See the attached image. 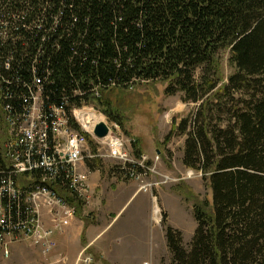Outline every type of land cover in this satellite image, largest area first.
Instances as JSON below:
<instances>
[{"label":"trees","instance_id":"16d2710c","mask_svg":"<svg viewBox=\"0 0 264 264\" xmlns=\"http://www.w3.org/2000/svg\"><path fill=\"white\" fill-rule=\"evenodd\" d=\"M0 31L8 37L0 35V86L14 110L37 79L48 102L94 106L117 123L114 89L162 82L167 96L198 104L166 141L186 137L183 165L202 175L212 200L178 189L193 202L197 228L186 248L165 226L172 264H264V0H0ZM5 117L0 104V186L10 178ZM88 167L100 171L102 160ZM57 191L83 219L86 203ZM8 204L14 221L23 219L24 209Z\"/></svg>","mask_w":264,"mask_h":264},{"label":"rangeland","instance_id":"374dc122","mask_svg":"<svg viewBox=\"0 0 264 264\" xmlns=\"http://www.w3.org/2000/svg\"><path fill=\"white\" fill-rule=\"evenodd\" d=\"M230 57L228 50L220 54L226 82L234 73L229 65ZM199 75L200 71L196 73V79ZM166 87V84L157 82L142 83L124 92L114 89L111 98L119 106V123L111 121L94 106L85 107L82 113H94L103 116L111 125L117 124L119 129L115 130V135L126 142L134 158L133 145L137 142L138 150L148 158L150 167L157 174L171 176L175 181L153 193L140 192V183L117 170L118 167L115 169V160L102 158V170L93 172L88 168L93 176L83 219L77 215L59 248L44 256L39 245L29 238L19 237L11 243L9 257L0 247V264H65L61 261L63 258L68 259L67 264H172L165 226L179 230L183 234L184 246L189 248L197 224L193 202L187 200L182 191L210 202L212 194L201 174L194 172L192 178L188 176L191 170L183 165L186 137L174 136L166 141L174 124L193 116L199 105L186 102L182 93L167 96ZM76 124L84 129L79 121ZM106 148V145L97 144L95 149L98 154H107ZM155 180H160L158 175L149 177V181ZM137 193L129 201L130 196ZM116 217L112 227L106 230ZM90 224L100 225L98 230L103 231L100 245L103 252L108 249L106 257L112 259L119 252L118 259L111 262L97 258L99 262H95L94 256L83 250L82 226ZM131 244L132 248L128 250ZM85 258L91 261L88 263Z\"/></svg>","mask_w":264,"mask_h":264},{"label":"built area","instance_id":"2783aa9c","mask_svg":"<svg viewBox=\"0 0 264 264\" xmlns=\"http://www.w3.org/2000/svg\"><path fill=\"white\" fill-rule=\"evenodd\" d=\"M0 35L8 38L7 32L0 31ZM48 100L37 79L26 104L14 110L0 86V104L6 113L8 129L5 170L10 175L0 186V247L6 257L10 255L11 243L19 237L39 245L44 256L57 249V237L77 217L76 208L57 189L86 203L91 190L88 162L97 158L115 160L131 180L140 183V192L144 193H153L175 181L171 176L157 174L146 156L134 158L126 142L115 135L119 129L117 124L111 125L105 119L97 122L91 131L84 125L79 131L73 127L72 120L82 123L80 116L88 106L68 110L70 104L66 100L60 105ZM100 123L110 128L109 135L102 140L94 136ZM87 135L95 145H106L107 154H98L92 149ZM152 175H158L160 180L149 181ZM188 176L192 178L194 171H189ZM8 201L24 209L23 219L14 221ZM90 261L87 258L86 262Z\"/></svg>","mask_w":264,"mask_h":264},{"label":"crops","instance_id":"0c3cea01","mask_svg":"<svg viewBox=\"0 0 264 264\" xmlns=\"http://www.w3.org/2000/svg\"><path fill=\"white\" fill-rule=\"evenodd\" d=\"M92 176H93V174L91 173L90 181H91V177ZM137 195H138V193L131 195L130 198H129V201L131 199H133ZM148 202H150V198H149ZM118 216H119V214H118ZM117 217L114 219V221L111 223V225L106 230H108V229H110L112 227V225L116 221ZM73 224H74V222L71 224V226L64 233L65 235H63V236L60 235V236L57 237L58 248H59V245H60V241L63 239V237L66 236V233L68 232V230H70V228L73 226ZM99 226L100 225H98V224H90L87 227L82 226V228H83V237H85V241L83 242V248H84L83 250L84 251H89L90 253L88 255L94 256L95 262H99V261H97V258H100V260L101 259H105V260H108V261H111V262L115 261L114 258L118 259L119 252L117 253V256L114 255V258H112V259L110 257H106V255L108 254V249L105 252H103L102 246L100 245V244H102V242L100 241L102 237H100V236L102 235L103 231H101V233H100V231L98 230ZM71 231H72V229H71ZM131 248H132V244L128 246V250L131 249ZM61 261H62V263H65V264L68 263V259L67 258H63Z\"/></svg>","mask_w":264,"mask_h":264},{"label":"bare ground","instance_id":"6f19581e","mask_svg":"<svg viewBox=\"0 0 264 264\" xmlns=\"http://www.w3.org/2000/svg\"><path fill=\"white\" fill-rule=\"evenodd\" d=\"M104 120L105 118L103 116H97L94 113H84L80 116V121L89 131L93 130L97 122H102Z\"/></svg>","mask_w":264,"mask_h":264},{"label":"water","instance_id":"95a60500","mask_svg":"<svg viewBox=\"0 0 264 264\" xmlns=\"http://www.w3.org/2000/svg\"><path fill=\"white\" fill-rule=\"evenodd\" d=\"M110 128L105 123H100L94 130V136L100 140L109 135Z\"/></svg>","mask_w":264,"mask_h":264}]
</instances>
